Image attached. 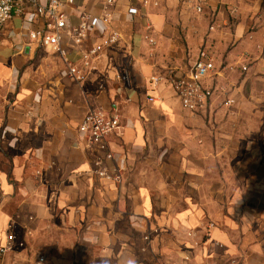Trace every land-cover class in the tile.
<instances>
[{
    "label": "crops",
    "instance_id": "1",
    "mask_svg": "<svg viewBox=\"0 0 264 264\" xmlns=\"http://www.w3.org/2000/svg\"><path fill=\"white\" fill-rule=\"evenodd\" d=\"M101 1L76 0L70 25L98 15ZM159 1L120 0L111 28L121 41L81 83L60 55L29 44L22 19L0 31V246L9 233L71 236L110 264H264V0ZM201 49L223 73L205 82L207 108L192 113L150 78L189 71ZM90 108L121 117L109 139L119 183L94 173L103 155L79 132Z\"/></svg>",
    "mask_w": 264,
    "mask_h": 264
},
{
    "label": "built area",
    "instance_id": "2",
    "mask_svg": "<svg viewBox=\"0 0 264 264\" xmlns=\"http://www.w3.org/2000/svg\"><path fill=\"white\" fill-rule=\"evenodd\" d=\"M144 7H159V0H135ZM76 0H0V31L13 18L22 19L32 30L28 32L30 45L38 49H51L64 60L69 77L77 82H83L87 75L97 70L98 62L103 58L108 48L121 41L118 32L112 30L115 9L120 0H102L101 11L98 15L87 13L83 15L78 25H70L68 9L75 6ZM198 13H202V5H196ZM127 14L131 18L140 16L137 8L131 7ZM213 30V28H210ZM69 40L76 53L80 56L78 63L69 60V50L63 43ZM97 41L89 49L85 45ZM146 40L149 45L156 46L151 37V27L147 26ZM235 71L232 66L228 69ZM241 70L246 73L248 65H241ZM217 71L215 56L207 49H201L198 56L187 72L170 70L165 74H157L150 78L154 87L169 84L182 102L185 109L192 113L204 111L214 96V90L206 87L205 82L215 75L222 74ZM119 81H127L124 73L116 76ZM154 101L153 98L149 99ZM234 100H228L227 105H233ZM121 117L115 108L111 112L103 109L90 108L79 126V132L87 139V146L103 155L94 166V173L101 179L121 182L120 166L115 164V157L109 148V139L121 131ZM107 162H113V172ZM16 237L8 234L5 243L0 246V264H7L6 258L14 250ZM148 240V238H146ZM36 264H48L44 256H38Z\"/></svg>",
    "mask_w": 264,
    "mask_h": 264
},
{
    "label": "rangeland",
    "instance_id": "3",
    "mask_svg": "<svg viewBox=\"0 0 264 264\" xmlns=\"http://www.w3.org/2000/svg\"><path fill=\"white\" fill-rule=\"evenodd\" d=\"M254 41L255 39L252 40V42ZM55 242H58L60 245L67 244L68 247H64V249L69 250H71L70 245L73 242L77 252L60 253L55 248ZM51 244L53 246L50 248ZM88 247L87 240L82 238L75 239L68 236L65 238L50 237L45 240V238L39 239L36 236L34 238L30 236L27 240H16L15 248L8 255L9 258H6V262L7 264H36L37 257L44 256L48 264H61V261L68 264H110L103 262L99 258L98 249L93 251Z\"/></svg>",
    "mask_w": 264,
    "mask_h": 264
}]
</instances>
